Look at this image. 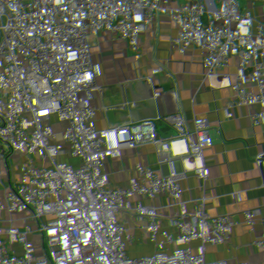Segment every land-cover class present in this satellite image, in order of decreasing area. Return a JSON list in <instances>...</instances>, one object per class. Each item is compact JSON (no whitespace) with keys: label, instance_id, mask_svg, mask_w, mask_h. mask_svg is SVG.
<instances>
[{"label":"built area","instance_id":"2783aa9c","mask_svg":"<svg viewBox=\"0 0 264 264\" xmlns=\"http://www.w3.org/2000/svg\"><path fill=\"white\" fill-rule=\"evenodd\" d=\"M210 1L203 9L200 0H167L158 9L152 0H0V264H16L12 246L24 253L21 264H120L115 248L56 257L58 196L48 166L75 160L97 180L100 161L121 143L136 153L134 179H161L168 208L196 186L193 232L214 237L213 254L231 246L242 223L228 197L264 188V167H230L200 140L207 112L195 95L221 88L237 113L264 105L213 39L216 21L251 25L264 6ZM154 19L159 28L148 37ZM172 19L180 39L168 29ZM254 49L244 67L264 80V44ZM200 61L213 63L212 75ZM138 117L144 130L133 132ZM121 246L135 264H170L166 247L154 246L148 258L139 242Z\"/></svg>","mask_w":264,"mask_h":264},{"label":"crops","instance_id":"0c3cea01","mask_svg":"<svg viewBox=\"0 0 264 264\" xmlns=\"http://www.w3.org/2000/svg\"><path fill=\"white\" fill-rule=\"evenodd\" d=\"M152 2L162 9L167 0ZM234 2L247 9L260 10L264 6V0ZM199 3L207 9L211 1ZM158 28L157 19L151 20L148 37H153ZM168 29L172 37L181 38V23L177 19H172ZM213 39L234 61L245 86L264 97V80L244 67L245 58L255 52L256 44H264V12L257 14L251 25L240 19L216 21ZM199 64L203 74L209 75V63ZM223 94L224 90L216 87L196 93V102L207 112L205 123L199 127L200 140L222 151L230 167H254L257 163L264 167V105L254 104L249 111L237 113L222 101ZM167 120L177 133L179 124L170 112ZM145 122L143 117L135 118L131 123L133 132L144 130ZM237 145L245 148L238 150ZM136 158L127 144H117L109 157L100 161L97 180H92L75 160H61L48 166L51 188L58 196L51 227L57 258L115 248L120 264H135L124 246L116 247L118 243L139 242L148 258L152 257L154 246L166 247L170 264H264V188L228 197L232 215L242 226L226 251L213 254L210 241L214 237L193 232L190 213L195 208L197 187L192 186L176 206L168 208L160 178L150 176L141 183L132 177ZM12 248L16 264H21L24 253Z\"/></svg>","mask_w":264,"mask_h":264},{"label":"water","instance_id":"95a60500","mask_svg":"<svg viewBox=\"0 0 264 264\" xmlns=\"http://www.w3.org/2000/svg\"><path fill=\"white\" fill-rule=\"evenodd\" d=\"M36 1H39V0H36ZM208 68H209V75H212L214 72V65L212 62L209 63Z\"/></svg>","mask_w":264,"mask_h":264},{"label":"rangeland","instance_id":"374dc122","mask_svg":"<svg viewBox=\"0 0 264 264\" xmlns=\"http://www.w3.org/2000/svg\"><path fill=\"white\" fill-rule=\"evenodd\" d=\"M11 249L13 250V248L11 247Z\"/></svg>","mask_w":264,"mask_h":264}]
</instances>
